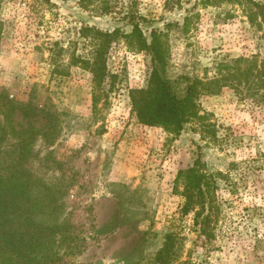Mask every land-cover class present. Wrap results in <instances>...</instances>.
Listing matches in <instances>:
<instances>
[{
	"label": "rangeland",
	"instance_id": "obj_1",
	"mask_svg": "<svg viewBox=\"0 0 264 264\" xmlns=\"http://www.w3.org/2000/svg\"><path fill=\"white\" fill-rule=\"evenodd\" d=\"M0 4V93L35 109L29 120L15 113L14 125L36 134L30 156L35 175L65 193L60 218L82 249L65 264H157L171 233L182 247L175 264H264V107L224 87L200 97L203 123L174 135L141 125L131 108L130 92L146 87L152 70L148 53L117 41L107 61L112 78L100 91L91 73L69 63L73 56H91L83 28L128 34L132 25L122 19L133 14L146 19L136 22L149 40L156 32L165 41L171 79L206 83L222 62L264 59V16L256 8L264 0ZM106 4L110 12L102 13ZM55 49L63 51L60 68L52 60ZM45 127L56 131L51 142L38 134ZM17 145L10 137L2 147L14 153ZM199 157L205 169L227 177L217 194L211 241L200 237L193 214H182L185 201L174 189L179 171Z\"/></svg>",
	"mask_w": 264,
	"mask_h": 264
},
{
	"label": "trees",
	"instance_id": "obj_2",
	"mask_svg": "<svg viewBox=\"0 0 264 264\" xmlns=\"http://www.w3.org/2000/svg\"><path fill=\"white\" fill-rule=\"evenodd\" d=\"M80 2L90 8L98 7L101 0ZM256 8L264 16V5L256 4ZM101 12H110L107 4ZM122 20L132 25L131 33L125 34L119 29L105 32L95 27L83 28L80 36L89 41L91 56L83 59L73 56L69 63L91 73L95 90L100 91L112 78L107 61L117 41L124 39L132 50L148 53L152 70L147 85L130 92L131 108L141 125L180 135L188 124L203 123L198 106L200 97L218 95L224 87H231L264 107V59L250 57L222 62L217 67V76L206 83L188 77L174 80L168 75V49L161 35L152 32L149 40L136 22L146 19L138 15L128 14ZM2 27L0 21V43ZM57 50L53 51L52 60L56 68H60L62 64L58 65L57 59L63 51ZM180 85L184 87L179 88ZM97 102L95 95L94 103ZM17 112L28 120L36 117L31 104L9 100L5 93H0V115L3 117L0 123L4 125L3 132L0 131V264H65L66 259L82 253L81 239L72 232L73 227L60 218L65 193L57 185L43 182L32 171L30 156L36 134L23 127L17 130L14 125ZM38 134L51 142L56 131L53 127H45ZM10 137L18 140V150L14 153L2 147ZM226 182L223 173L205 169L201 157L192 167L179 171L175 180V193L185 201L182 214L194 215V226L207 241L214 238L213 228L220 212L217 194L222 190L221 183L226 186ZM163 247L155 260L157 264L179 261L182 247L176 234H168Z\"/></svg>",
	"mask_w": 264,
	"mask_h": 264
}]
</instances>
